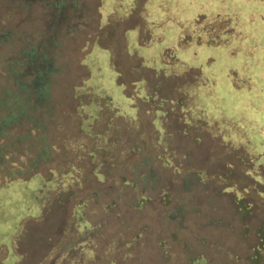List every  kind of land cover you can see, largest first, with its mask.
<instances>
[{"label": "rangeland", "instance_id": "1", "mask_svg": "<svg viewBox=\"0 0 264 264\" xmlns=\"http://www.w3.org/2000/svg\"><path fill=\"white\" fill-rule=\"evenodd\" d=\"M47 2L0 0V184L34 173L55 183L29 217V190L0 194V264H264V182L259 193L225 189L211 161L195 165L196 152L181 160L185 146L175 139L179 158L169 160L120 121L106 131L95 108L107 113L109 95L128 106L123 94L188 89L208 131L264 156V0H67L77 19L46 44ZM96 43L115 77L100 74L104 52L97 86L79 94ZM31 51L45 60L43 84L25 65ZM148 128L143 117L145 138ZM89 160L99 163L100 183Z\"/></svg>", "mask_w": 264, "mask_h": 264}, {"label": "trees", "instance_id": "2", "mask_svg": "<svg viewBox=\"0 0 264 264\" xmlns=\"http://www.w3.org/2000/svg\"><path fill=\"white\" fill-rule=\"evenodd\" d=\"M50 1L51 2L46 3V6L48 8H53L55 11L53 13L49 8L47 12V16L50 20L47 23L49 27V36L47 37L46 44H48L50 40L52 41L51 34L56 33L60 28L65 29V27H69L71 29L73 27L72 25L75 23L73 20L78 15V13L76 14L68 8L66 3L67 0H58L57 2L56 0ZM108 12L109 11H107V7L102 8L101 17L103 22L101 24L104 23L105 16L108 15ZM69 22H72V25H70ZM96 45L97 47L95 49L93 47L86 58L88 77L83 80L81 88L77 89V93L79 94H82L83 91H86V89L93 91V87L95 85L97 86L98 83L93 81L92 75L95 69L97 71L101 69L100 63H103L104 57L102 54L104 52H107L108 57H106V60L108 63H106L104 68L100 70V74L104 76L106 72H112L111 66L109 64V52L97 43ZM24 57H27L28 59V61L25 62V65L28 66L27 69L33 71L34 74H36L38 82L35 83L43 84L44 73L40 72V67L45 60L39 58V54H37L35 51L28 52V55H24ZM113 75L115 77V73H113ZM99 87L102 93L107 92L109 95V88H107L106 84H99ZM39 89L40 88H38V91ZM190 92L191 91L188 89H174L165 94L152 91L151 93H144L143 97L140 98L137 97L136 93L134 95L123 94V96L128 99V106H123L120 103V100L119 103H115L112 98L109 97V95L108 97H104V99L108 102L106 107L107 113L104 111L103 113L105 114L101 115V111H99V108H97L95 105L97 110L96 118L103 121V126L106 131L116 130V122L120 121L121 123L118 125L120 126L121 130L123 129L124 132L128 134V136H133L134 134L138 133L142 138H136V140H141L142 144L146 143L147 141V146H150L152 149L155 148L159 150L160 148L163 153H168L167 155L170 156L169 160L177 159L180 151L179 150L176 153V150L173 149V146L169 144L170 141L175 139V141L182 143V145L185 146L184 149L181 148L182 153L179 156L181 160H192L193 154L196 152V157H199V159L203 160H195L194 164L204 160L211 161L212 165H215L216 167L215 173L213 175L214 178L223 180L225 183L226 181L230 183L229 186H225V189L232 187L236 193H245L249 189H253L257 192L256 189L258 187H263L264 182V156L261 154H257L256 156L248 154L245 146L240 145L239 147H232L229 145L230 142L222 136V132H220L221 136H217L213 134L212 131H208V126H211L212 124L207 122L205 111L200 106L201 104H193ZM84 107L85 105L80 106L79 108L83 110ZM143 117L147 119L149 126L148 129H150L149 138L142 136L143 134L141 131H139L141 119ZM108 123L110 124L109 127ZM100 137L102 144L105 143L106 140L103 138V136ZM221 137L225 140H223ZM165 139L168 140V148L166 146L164 147L163 145L165 142H167ZM219 147L221 148L219 149ZM188 149L189 151L193 149L192 156L187 153ZM92 155V152L88 153L89 157ZM164 160L168 159L164 157ZM253 160H262V164L254 165ZM89 161L93 162V165L89 170V174L95 179L96 182L100 183L103 175L98 172L99 163H97V160ZM177 165L182 167L183 163L177 162ZM190 168H193L190 169V171L196 170L193 165ZM196 171L202 173V169H197ZM259 175H262V178H259ZM122 180H124L123 183L127 184L125 179ZM34 181L37 182L36 188H33ZM28 182L29 188L23 187L24 185L22 184H27L28 186ZM54 184L55 183L51 179H44L39 175V173H34L27 178L16 179L15 181H9L7 183L4 182L3 184H0V194L6 192L9 195V199H19L23 191L27 193V190H29L30 194L32 195L30 197L31 201H29V213L27 212L28 209H25V214L23 216L29 217L33 214H37L40 211L37 205L38 203H36V198H39L43 192L49 191L54 186ZM224 193L227 192L222 191L218 194L222 195ZM232 202L237 213L240 212L243 215L247 214L248 209L246 204L242 202V198L238 199V197H235L232 199ZM9 204H11V200H9ZM0 207H3L2 204H0ZM6 217L7 216H4V218ZM78 220L79 222L81 221L80 219ZM140 235V232H136L132 236V240L137 239ZM262 237H264V234L261 233V238ZM263 240L264 238L262 241Z\"/></svg>", "mask_w": 264, "mask_h": 264}, {"label": "flooded vegetation", "instance_id": "3", "mask_svg": "<svg viewBox=\"0 0 264 264\" xmlns=\"http://www.w3.org/2000/svg\"><path fill=\"white\" fill-rule=\"evenodd\" d=\"M50 264H55L54 262H51Z\"/></svg>", "mask_w": 264, "mask_h": 264}]
</instances>
